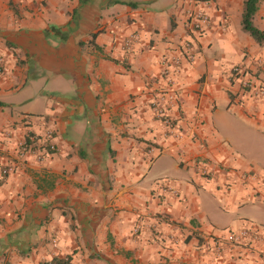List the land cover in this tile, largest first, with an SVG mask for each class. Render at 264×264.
<instances>
[{"label": "crops", "instance_id": "crops-1", "mask_svg": "<svg viewBox=\"0 0 264 264\" xmlns=\"http://www.w3.org/2000/svg\"><path fill=\"white\" fill-rule=\"evenodd\" d=\"M243 1L0 0V264H264L255 242L213 252L222 231L264 234V97L241 85L264 86V45ZM167 55L177 137L150 108ZM47 130L40 160L15 159Z\"/></svg>", "mask_w": 264, "mask_h": 264}, {"label": "built area", "instance_id": "built-area-1", "mask_svg": "<svg viewBox=\"0 0 264 264\" xmlns=\"http://www.w3.org/2000/svg\"><path fill=\"white\" fill-rule=\"evenodd\" d=\"M209 15L203 11V9H198L196 12L188 14V27L191 31L199 33L203 31L209 24ZM135 39V36L132 35L129 38H126L123 41V48L125 50H130L132 41ZM189 60H192V56L187 54ZM162 63L165 64V69H163L162 75L164 80L166 81V92L161 93V97L158 99H154L150 102V108L152 114L159 119L166 127L169 128V133L172 135L178 136L179 132L176 129H172L171 120L168 114V110L170 109L171 103L177 101V95L175 91L176 82L172 79L169 73H173L174 75H178L181 69V58L179 56L167 55L162 59ZM3 72V64L0 60V75ZM242 73L239 67H234L231 70V75L238 76ZM241 85L244 89L248 90L254 97H264V86L259 85L255 86L249 83L248 81H242ZM169 91L170 95L167 96V92ZM163 92V91H161ZM160 94V93H159ZM165 96L167 98L165 99ZM166 102V103H165ZM173 102V103H174ZM51 131L47 130L44 132L42 136L37 135L35 133H26L21 139L17 142V151H16V160L24 159L28 155L36 156L38 160L41 159V155L43 152L47 151L50 146L49 141L51 138ZM7 136V135H6ZM197 173L204 178H209V176H213L208 169L204 165H198ZM244 179L248 178L250 180H256L257 178L252 176L251 174H247L243 176ZM262 185L264 186V179L261 180ZM222 231L220 237L214 240L213 243V252L217 257H220L223 253V247L225 245L228 246H236V245H248L251 242H255L258 245L264 248V234L254 230L252 228H246L239 232L233 233L226 231V235L224 236Z\"/></svg>", "mask_w": 264, "mask_h": 264}, {"label": "trees", "instance_id": "trees-1", "mask_svg": "<svg viewBox=\"0 0 264 264\" xmlns=\"http://www.w3.org/2000/svg\"><path fill=\"white\" fill-rule=\"evenodd\" d=\"M258 1L259 0H244L242 4V13H241V27L242 31L248 34L254 42L262 46L264 45V30H260L254 24V16L258 10ZM116 4L129 5L135 7L134 3H127L124 1H116ZM54 264H65L62 261H53Z\"/></svg>", "mask_w": 264, "mask_h": 264}]
</instances>
